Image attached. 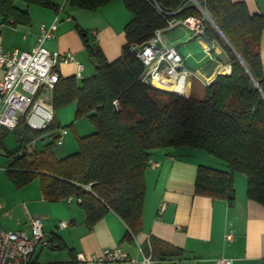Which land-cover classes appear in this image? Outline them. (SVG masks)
<instances>
[{"label":"trees","instance_id":"trees-1","mask_svg":"<svg viewBox=\"0 0 264 264\" xmlns=\"http://www.w3.org/2000/svg\"><path fill=\"white\" fill-rule=\"evenodd\" d=\"M16 1L0 0V17L14 26L30 25L29 12L18 9ZM20 1L29 7L59 10L54 0ZM113 1L70 0L68 5L96 11ZM154 1L162 10L175 14L162 17L146 0H123L132 20L124 30L126 43L121 56L109 62L98 47L86 43L88 57L96 62L94 74L81 80L60 77L56 84L53 112L75 103V118H87L95 130L78 139V152L56 159L51 152L56 137L43 151L29 152L27 147L35 139L60 126L56 118L50 129L40 132L22 124L21 146L12 154L13 162L6 171L18 188L38 179L47 202L68 197L79 200L89 227L114 212L126 224L128 239L142 231L144 174L155 150L186 147L228 165V171L199 166L197 195L224 199L232 206L236 200L233 175L241 173L248 181V199L264 205V16L251 15L244 3L231 0ZM203 11L216 27L205 20L201 39L207 44L216 42L226 52L230 74L217 75L205 87L203 100L143 83L144 67L134 52L149 42L156 30L166 29L167 21L204 20ZM175 92L187 96L186 89L176 87ZM22 151L27 154L15 158ZM150 252L156 264H169L183 256L181 249L156 238L150 241Z\"/></svg>","mask_w":264,"mask_h":264},{"label":"crops","instance_id":"crops-1","mask_svg":"<svg viewBox=\"0 0 264 264\" xmlns=\"http://www.w3.org/2000/svg\"><path fill=\"white\" fill-rule=\"evenodd\" d=\"M54 1L58 6L62 4V0ZM231 1L244 3L251 15L264 16V0ZM15 6L29 12L31 24L14 26L11 22L4 23L0 17V46L7 50L30 52L36 47L42 25L49 26L54 21L56 12L29 7L20 0L15 2ZM131 20L132 15L123 0H115L96 11L67 5L60 14L55 38L47 41L45 46L52 52H70L84 65L89 58L84 47L88 43L98 47L106 60L112 62L122 54L126 43L124 30ZM162 37L168 46L178 50L185 60V67L191 73L184 88L178 86L187 90L188 97H193L194 77L202 76L211 83L226 68L231 71L229 64L219 71L223 65L216 60L219 58L223 61L221 55L226 52L216 44L210 46L201 38L194 37L183 23L164 29ZM197 45H202L204 49L210 46L214 51V57L208 56L215 65L209 75L202 71L204 66L195 71L189 68L190 60L199 65L203 60L194 52ZM261 60L264 72V30L261 37ZM76 71L77 66L73 63L58 67L62 78L75 77ZM84 74L91 77V68L84 65L83 78H89ZM3 77L4 71L0 70V79ZM200 83L205 89L207 85L204 80ZM201 95L204 98V91ZM75 111V103L57 111L54 113L57 116L56 122L60 127L71 125ZM38 139L28 147L35 145ZM199 166L228 171L227 164L203 151L184 147L152 152L144 174L146 194L142 231L132 239L126 238L128 228L114 212H109L93 227H89L85 213L77 203H68L66 200L47 202L42 197L40 187L38 198L23 205L25 219H19L8 228L2 222L1 226L7 231L29 233L31 221L42 219L43 231L50 245L35 252L34 261L37 264H81L77 260L79 254L88 258L115 248L122 249L135 261L129 264H141L142 254L150 255L152 238L182 250L183 256L174 260L176 264H216L220 258L231 260L232 264H264V205L248 199L247 178L241 173L233 175L236 200L229 206L224 199H213L195 193ZM2 206L3 211L4 205ZM14 209L12 207L11 211ZM61 223H66L67 227L62 228ZM229 235L232 236L231 240L226 238ZM60 244L66 248L58 249Z\"/></svg>","mask_w":264,"mask_h":264},{"label":"built area","instance_id":"built-area-1","mask_svg":"<svg viewBox=\"0 0 264 264\" xmlns=\"http://www.w3.org/2000/svg\"><path fill=\"white\" fill-rule=\"evenodd\" d=\"M70 0H62L54 21L49 25H42L37 38L36 47L30 52L19 49L7 50L0 46V70L4 71V77L0 79V129L15 131L22 124L30 130L40 132L50 129L55 122V115L51 105L53 90L60 79L58 67L60 65L75 64L77 71L75 78H83L84 65L77 61L74 54L52 52L46 48L47 41L55 38L60 23V14L68 5ZM159 13L165 17L175 13L162 10L154 0H146ZM204 20L189 18L183 22L196 38L204 35ZM177 23L173 20L167 21V28L174 27ZM163 30H156L152 39L140 50H137V58L142 63L144 70L141 77L143 83L162 90L167 81L176 83L186 82L191 73L185 67V60L175 47L168 46L162 37ZM211 48L206 47L204 52L210 56ZM226 68V74H230ZM209 84H207L208 86ZM174 93V92H170ZM178 94V93H174ZM183 96L182 94H178ZM117 106V103L114 102ZM56 145L62 146L68 135L66 127H59L56 131ZM89 188V187H88ZM68 203H80L73 197L66 199ZM0 202V219L2 212ZM66 228V223H61ZM231 240L232 236L226 237ZM50 241L43 231L41 218L33 219L30 223V232L7 231L0 223V264H37L34 261L35 252L38 249L47 248ZM81 264H129L135 261L120 248L107 249L98 255L85 257L83 254L77 256ZM167 262V261H165ZM169 264H176L170 261ZM141 264H154L151 256L142 254ZM216 264H232L231 260L220 258Z\"/></svg>","mask_w":264,"mask_h":264},{"label":"rangeland","instance_id":"rangeland-1","mask_svg":"<svg viewBox=\"0 0 264 264\" xmlns=\"http://www.w3.org/2000/svg\"><path fill=\"white\" fill-rule=\"evenodd\" d=\"M64 16L65 15H63L62 19L64 18ZM81 36L82 35L80 33V37ZM174 36L176 37V35ZM212 44H216L218 47H220L216 42H213ZM212 44H210V46ZM177 46L178 45H176V47ZM210 46L208 47L211 48ZM84 47L86 48L85 45ZM194 52L197 54L198 58H203V60L200 65L195 64L192 60H190L189 68L192 71H195V69H200V67L204 66V69H202V71L209 75L211 70L215 66L213 65V62L210 59L211 57H208L206 55V53L204 52V47L202 45H197L195 47ZM210 55L214 57V51L212 48L210 51ZM221 56L223 58V61H221L219 58L216 59L217 61L222 62L223 65L222 68L219 69V71L224 70L223 67L229 64L228 55L225 53L222 54ZM84 65L91 68L92 73L94 74L96 67V62L94 59L87 58L86 62H84ZM93 74H91V76ZM223 74L226 73L224 72ZM84 76H86V74H84ZM86 77H90V76H86ZM203 80L206 83V85L210 83L209 80H207L202 76H197L193 78L194 99L203 100V96L201 94L204 91V88L200 83ZM49 100H51V96H49ZM55 117L57 118L56 115ZM66 129L68 135L65 137L63 145L62 146L54 145L51 147V152L53 153L54 157L58 160L64 159L69 155L77 153L79 150L78 139L92 135L95 132L93 125L87 118L82 117L76 119L75 115L73 117V123L71 125H68ZM57 134L58 133L56 131L47 132L43 134L36 141L35 145H33L32 147H27V150L29 152H32L33 150H37L40 152L43 151L45 146L51 143L53 138ZM23 136H24V130L22 127L15 131H7L5 129H0V202L4 205V209L1 214L0 223L2 222L3 226H5L6 228L15 224V222L19 221V219L24 220L26 218V213H25L26 211L23 205L26 204L29 200L38 198L37 195L39 194L40 184L38 179H34L28 185L22 188H18L13 183L11 178L8 176V173L6 172L7 170H9L13 162L14 157L12 156V154L15 153L21 146V140ZM12 207L15 208L14 211H11Z\"/></svg>","mask_w":264,"mask_h":264},{"label":"bare ground","instance_id":"bare-ground-1","mask_svg":"<svg viewBox=\"0 0 264 264\" xmlns=\"http://www.w3.org/2000/svg\"><path fill=\"white\" fill-rule=\"evenodd\" d=\"M224 72H226V71H224ZM185 84H186V82H184V83H183V82H181V83H176V82H174V81H167V84H166L165 86H161V85H157V86H160L161 88L167 90L168 92H174V93H177V92H175V87L182 86V87L184 88ZM178 94H180V93H178ZM182 95H183L184 97H188L189 93H188L187 96L184 95V94H182Z\"/></svg>","mask_w":264,"mask_h":264},{"label":"water","instance_id":"water-1","mask_svg":"<svg viewBox=\"0 0 264 264\" xmlns=\"http://www.w3.org/2000/svg\"><path fill=\"white\" fill-rule=\"evenodd\" d=\"M194 3H196V1L195 0H192ZM203 13L205 14V16L208 18V20L211 22V24L214 26V27H216L215 26V24H214V22L211 20V18L207 15V13L206 12H204L203 11ZM219 31V30H218ZM219 33H220V31H219ZM221 34V33H220ZM221 36L224 38V40L227 42V44L230 46V44L228 43V41L226 40V38L221 34ZM231 47V46H230ZM232 48V47H231ZM232 50L234 51V49L232 48ZM135 54H137V50L134 52ZM262 96H263V98H264V94L262 93ZM27 153H26V151H22L20 154H17L16 156H15V158H17V159H19V158H21V157H23V156H25Z\"/></svg>","mask_w":264,"mask_h":264}]
</instances>
